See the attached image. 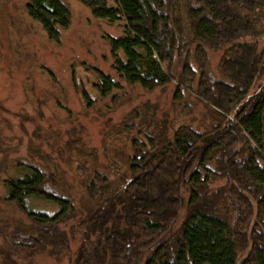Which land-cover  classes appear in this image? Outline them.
<instances>
[{
    "label": "trees",
    "instance_id": "16d2710c",
    "mask_svg": "<svg viewBox=\"0 0 264 264\" xmlns=\"http://www.w3.org/2000/svg\"><path fill=\"white\" fill-rule=\"evenodd\" d=\"M79 1L96 18L124 21L123 36H106L121 78L148 90L175 79L176 101L194 90L217 106H208L203 127L185 123L172 138L162 132L133 140L119 212L110 194L95 221L113 264H264V0ZM28 11L52 40L72 22L63 0H30ZM99 74L103 95L123 87ZM219 86L227 89L224 100ZM53 181L31 167L7 184L8 199L39 232L18 248H43L53 226L76 213L74 199L52 189ZM104 187L111 182L101 173L87 185L94 204ZM31 198L60 211L37 212Z\"/></svg>",
    "mask_w": 264,
    "mask_h": 264
},
{
    "label": "rangeland",
    "instance_id": "374dc122",
    "mask_svg": "<svg viewBox=\"0 0 264 264\" xmlns=\"http://www.w3.org/2000/svg\"><path fill=\"white\" fill-rule=\"evenodd\" d=\"M29 1L0 0V264H113L95 221L110 194L119 212L133 140L162 132L172 138L185 123L203 127L208 106H217L194 90L176 101L175 79L148 90L121 78L106 36H123L124 21L110 23L79 0H63L72 22L56 41L31 17ZM212 55L215 64L218 55ZM181 66L175 62L176 72ZM99 71L123 87L103 95ZM218 90L222 100L228 97L224 86ZM31 167L55 176L49 186L72 197L76 213L53 226L43 248L20 249L18 240L39 232L8 199L7 184L30 174ZM98 173L111 188H102L94 204L87 185ZM29 206L49 215L60 211L44 198H31Z\"/></svg>",
    "mask_w": 264,
    "mask_h": 264
}]
</instances>
